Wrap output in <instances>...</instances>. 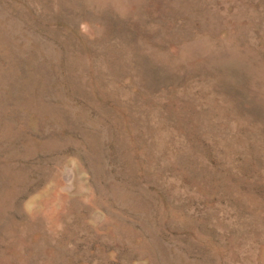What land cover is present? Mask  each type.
<instances>
[{
	"label": "rangeland",
	"instance_id": "rangeland-1",
	"mask_svg": "<svg viewBox=\"0 0 264 264\" xmlns=\"http://www.w3.org/2000/svg\"><path fill=\"white\" fill-rule=\"evenodd\" d=\"M0 229V264H264V0H0Z\"/></svg>",
	"mask_w": 264,
	"mask_h": 264
},
{
	"label": "bare ground",
	"instance_id": "bare-ground-1",
	"mask_svg": "<svg viewBox=\"0 0 264 264\" xmlns=\"http://www.w3.org/2000/svg\"><path fill=\"white\" fill-rule=\"evenodd\" d=\"M4 223V222H3ZM1 230V229H0Z\"/></svg>",
	"mask_w": 264,
	"mask_h": 264
}]
</instances>
